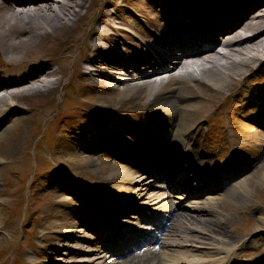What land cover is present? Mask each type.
I'll return each mask as SVG.
<instances>
[{
  "label": "bare ground",
  "instance_id": "1",
  "mask_svg": "<svg viewBox=\"0 0 264 264\" xmlns=\"http://www.w3.org/2000/svg\"><path fill=\"white\" fill-rule=\"evenodd\" d=\"M106 2L114 10L106 5L101 7L84 41L85 50L77 59L75 72L84 84L106 90V99L115 109L132 107L138 112L143 137L128 128L124 131L125 137H117V141L113 137L107 145L91 144L86 150L78 151L76 156H68L94 165L99 161L96 157L99 155L109 175L131 176L132 185L124 186V193L132 202L139 203L141 198L150 201L151 197L158 196L160 204L176 203L171 197L181 188V183L178 184L174 177L168 180L169 185L165 188L150 191L152 184L139 176L135 168L121 165L113 168L111 156L128 154L131 163L139 157L137 150L141 149L142 156L159 171L154 181H165L168 171H163L162 166H179L183 154L188 155L189 163L195 165L196 157L203 155L198 146L194 147L202 127L199 124L191 132L189 126L196 117L198 99L188 103L180 90L187 91L188 96H194L203 87L231 94L240 84L231 97L230 107L238 115L235 122L249 126L241 133L252 140L255 149L245 151L242 171L230 174L229 179L236 177V181L229 186L218 184L215 189L237 193L246 199L250 183L264 180V158L255 172L239 179V174L262 158L264 152V120L261 117L264 104L257 103L254 90L246 89L254 74L253 65L258 63L257 68H260L264 60V0H125V10L122 6L118 10L113 0ZM88 4V0H0V130L4 127L3 119L13 120V110L17 114L23 112L16 104L19 99L49 91L61 82L62 73L55 63L25 65L26 53L39 37L49 32L58 28L73 32L71 25L81 18ZM123 22L130 25L132 32L124 29ZM71 37L73 35L69 34L68 38ZM202 43L206 49L188 54L189 49ZM179 51L182 53L180 57ZM56 73H60L59 76L56 77ZM114 119L112 114L105 117L108 123ZM253 123L257 125L255 129L251 126ZM74 136L85 139L92 135L79 129ZM184 143H187L186 150L181 152L178 146ZM14 148L8 147L7 151ZM105 148L102 154L96 152ZM244 155L237 152L231 155L226 167L240 161ZM142 156L138 159L143 160ZM203 161L201 169L210 170L207 159ZM223 197V194L205 195L197 202L201 205L196 206L193 213L171 211L172 220L200 226L205 234L223 236L226 234L224 223L208 216L214 207L223 203ZM164 198L167 201H163ZM130 207L133 209L134 203ZM200 207L203 209L197 211ZM106 212L115 213V207ZM205 214L207 216H203ZM60 215L52 217L50 224L55 231L65 233L73 226L72 219L76 217L71 218L66 213ZM95 215L100 217L103 214L96 210ZM77 223L76 227L83 225L82 219L78 218ZM76 230L81 232L80 229L72 231L76 233ZM65 241L59 238L58 244ZM78 249L80 253L97 251L90 242L80 244ZM75 251L63 255L72 260L81 259ZM185 254L183 251L184 258ZM162 258L150 251L123 264H157Z\"/></svg>",
  "mask_w": 264,
  "mask_h": 264
},
{
  "label": "rangeland",
  "instance_id": "2",
  "mask_svg": "<svg viewBox=\"0 0 264 264\" xmlns=\"http://www.w3.org/2000/svg\"><path fill=\"white\" fill-rule=\"evenodd\" d=\"M99 1L96 3L94 0L91 3V5L94 3V10L97 8L94 14L90 12L84 21L78 20L71 25L70 28L73 32L59 28L49 32L47 35L39 37L26 53L27 63L25 65L32 64L31 66H33L44 62L55 63V67L57 66L62 73V79L57 87L49 91L19 99L16 104L18 108L23 109V112L17 114L13 110L12 121L3 119L4 127L0 130V264H15L18 257L19 262L17 264H69L71 262L76 263L78 260L83 262L81 264H91L92 261L95 262L93 264L100 262L99 256L94 255V253L82 254L79 252L78 248H80L82 241H78L77 232L72 231L78 229L74 222L73 226L65 233L59 232L58 235L53 234L54 229L50 224L51 218L54 216L61 217V213L66 212L74 216L72 211L60 209L55 203L61 201L67 206H72L69 203L75 204L74 196L61 191V187L67 184L63 173L75 174L84 182L83 185L91 184L95 188L106 189L113 194L103 196L98 192L96 194V190L84 186L88 189L87 195L94 199L96 206L100 205L101 202L115 201L114 196L121 197L125 191L124 186H128V182L125 180L128 176H120L116 173L109 175L107 168L102 165L101 156L96 155L99 161L94 165L74 160L68 156H76L78 151L86 150L94 142L88 138L79 139L73 134L69 135L71 130L68 127L65 128L62 121L58 122L61 115L69 116L70 121L68 122L74 125V132H77L79 126H84L81 109L87 113L91 112V106H97L103 113L110 111L117 118L114 123L119 124L120 127L116 132L108 131L104 134L103 141L106 142L108 136L118 137L123 134L120 129L126 127L123 121L126 118L122 116L124 113L132 112L131 109L126 111H123L125 110L123 108L115 109L114 105L106 99L108 95L105 93L106 90L90 89L76 76L77 59L85 50L83 45L89 36L91 20L98 13L100 14L102 5H106L112 10V7L107 5V2L105 3L106 0ZM113 1L124 4L121 0ZM69 34L73 35L71 39L74 38V42L68 38ZM0 69H2L1 66ZM60 73H56V77ZM263 75L264 65L258 72L254 73V78L248 84L249 88L259 89L262 87ZM259 90L262 92V89ZM199 91V93H193L194 97L188 96L185 90H181L180 94L189 103L198 99V103H196L198 105L197 119L200 118L203 121L204 128H207L206 121L211 119L209 117L213 115L211 119L213 124L208 126L209 135L207 136L215 137L208 141L205 139L203 142L214 147L210 150L212 151L210 155L212 162L219 166L225 158L223 155H218L223 143L222 135L225 137V141H229L231 135L226 132L229 129L230 115H226L229 112V106L225 108V102L219 105L218 101L225 100L224 96L229 95V93L207 87L199 89ZM196 96L198 98H195ZM134 117L137 119L139 116L135 113ZM232 126L234 125L232 124ZM98 134L97 131L96 135ZM14 138L16 139L15 142ZM246 140L247 138L243 139V141ZM98 141L101 140L98 139ZM247 143L249 141H246L245 144ZM11 146H15V148L8 152L7 148ZM35 162L38 163L37 166H34ZM259 162L260 160H257L256 165L246 170L241 179L255 172L257 166L261 164ZM40 173L46 179L41 177ZM249 186L246 199H242L237 193H225V191L217 190L211 194V196L224 195L223 203L214 207L212 214L208 216L213 220L220 219L224 223L226 234L223 236L213 235L211 239L206 238V243L202 244V248H200L202 250L194 251L198 259L213 260L217 258L214 252L211 253L215 247L225 250L235 249L239 247L238 243L245 239L251 241L255 246L249 245L244 246L243 249H238L237 251H240L238 260L255 262L264 257V180L254 181ZM73 187L75 188V186ZM172 199L178 200L175 196ZM27 202L28 207L26 206ZM192 204H195L192 200H186L182 203L183 206H178L186 207L187 212L193 213L195 210L191 208ZM203 216H207V214ZM182 223H177L172 229L173 231L169 232L171 241H179L180 243L185 241L198 245L199 242L192 240L195 239L192 237L193 234L207 237L206 234H203L204 230H201L200 226L188 225L187 228L184 226L187 222L183 223L184 225ZM187 234H189V238L185 240L184 235ZM166 237L168 236L166 235ZM59 238L70 241L58 244ZM226 239L236 240V242L221 241ZM166 247L169 248V244H166ZM73 250H76L77 257L81 259L72 260L70 257H64V253ZM225 250H223L224 254L227 252ZM248 252L251 254L244 255ZM221 254L223 255V253ZM38 255L43 257L40 258Z\"/></svg>",
  "mask_w": 264,
  "mask_h": 264
}]
</instances>
